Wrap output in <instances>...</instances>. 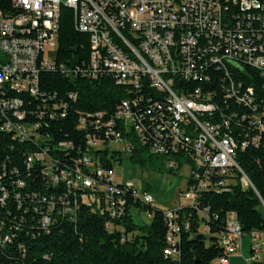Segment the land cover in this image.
Returning a JSON list of instances; mask_svg holds the SVG:
<instances>
[{"label": "built area", "instance_id": "1", "mask_svg": "<svg viewBox=\"0 0 264 264\" xmlns=\"http://www.w3.org/2000/svg\"><path fill=\"white\" fill-rule=\"evenodd\" d=\"M10 1L11 10L0 8V129L21 142L35 143L38 149L28 154V165L35 161L42 165L47 187L62 185L50 195L32 193L33 201L42 196L43 228L53 223L56 212L74 218L79 190L104 199L112 218L125 212L126 194L145 206L154 203L148 190L122 181L116 166L107 170L89 154L72 168L60 167L52 158L50 148L64 149L69 143L52 144L48 133L41 131L42 121L65 117V104H54L63 108L56 113L43 98L41 105L28 110L22 97L39 96L40 74L46 70L92 79L107 73L125 85L133 96L117 106L115 116L92 114L100 133L89 142L110 140L122 144L129 155L133 147L125 136H134L151 153L168 158L166 169L174 172L187 166V189L181 194L191 207L198 209L202 191H229L237 183L253 187L236 159L239 142L230 143L231 131L243 138L242 148L258 144L264 131V17L247 8L248 0H67L74 2V14H81V23L91 29L90 62L76 69L56 62L54 28L60 18L56 0ZM230 1L240 10L231 17ZM257 2L260 9L261 1ZM209 61H218V68H209ZM76 95L69 94L74 99ZM80 121L87 120L81 116ZM117 121L121 129L116 128ZM0 192L4 205L10 193L1 180ZM181 208L164 211L168 226L164 253L172 257L179 255ZM208 211L198 209L201 217ZM234 219L236 215L228 213L219 236L223 254L216 262L224 264L226 257L241 252L243 237L250 235L251 253L245 261L264 264L260 232L243 233L234 227ZM183 225L189 228L188 222ZM10 240L9 233L0 235L1 245Z\"/></svg>", "mask_w": 264, "mask_h": 264}, {"label": "trees", "instance_id": "2", "mask_svg": "<svg viewBox=\"0 0 264 264\" xmlns=\"http://www.w3.org/2000/svg\"><path fill=\"white\" fill-rule=\"evenodd\" d=\"M253 1H247V8L257 10L263 19L264 0H260V9L259 3L255 7ZM0 8L11 10V1L0 0ZM228 10L230 17L240 12L239 6L232 1L228 2ZM80 30L74 9L62 5L59 27L55 30L58 65L76 69L89 64L91 31ZM217 67L218 63L209 61V68ZM39 86V96L32 100L21 94L25 97V109L37 108L43 98L46 107L56 113L63 108H55L54 104H65V117H46L41 129L52 138V144L69 143L64 149L50 148L52 158L60 167H74L84 154L95 157L107 170L122 163L125 151L97 146L112 141L98 140L92 145L89 140L99 132L94 127L92 114L103 112L109 117L115 116L117 106L133 96L125 85L118 84L107 73L92 79L81 74L71 77L56 69L42 71ZM70 93H76V98H71ZM81 116L87 120L84 124H81ZM116 128H122L121 122L117 121ZM230 138L234 143L239 142L236 159L253 187L244 188L237 183L229 191H202L198 197V209H209L205 217L190 205L182 206L177 219L181 225L177 245L179 255L172 257L164 253L168 233L165 210L155 207L154 203L145 206L130 194L124 195L127 205L123 215L112 218L104 199L92 197L88 190H79L74 218L56 212L53 223L43 228L40 225L45 208L41 203L42 196L33 201L32 193L50 195L61 191L62 185L60 189L47 187L42 165L36 161L28 165V154L38 149L35 143L21 142L0 129V180L10 193L6 204H0V235L9 233L11 236L10 241L0 244V264H221L216 262L223 254L219 236L225 228L228 213L236 215L235 220L243 233H264V131L260 133L258 144L251 143L245 148L241 147L243 138L238 131H231ZM125 139L131 141L133 147L129 154L133 164L150 165L173 173L165 167L167 157L151 153L148 145L139 143L134 136L126 135ZM17 181H23L24 185H16ZM17 193L20 198H16ZM70 200L74 204L73 195ZM132 208L149 211L150 223H136ZM184 221L189 223V228L184 227Z\"/></svg>", "mask_w": 264, "mask_h": 264}, {"label": "rangeland", "instance_id": "3", "mask_svg": "<svg viewBox=\"0 0 264 264\" xmlns=\"http://www.w3.org/2000/svg\"><path fill=\"white\" fill-rule=\"evenodd\" d=\"M54 45L57 41L54 39ZM98 148L107 147L110 150L122 149L123 145L113 142L109 144L99 143ZM166 166V165H165ZM117 176L126 182H133L139 189L148 190L154 197V206L161 209H175L180 206L189 205V200L182 196L181 192L187 189L186 181L188 179V167L182 166L173 173L166 170L152 168L150 165L140 166L131 162L128 154H125L123 161L115 169ZM133 220L138 224L150 223V216L147 211H139L136 208L131 209ZM251 236L243 237V249L233 254L230 264H247L245 257L250 256ZM264 239L262 252L264 253ZM262 253L263 257L264 254ZM244 254V255H243ZM245 256V257H244Z\"/></svg>", "mask_w": 264, "mask_h": 264}, {"label": "bare ground", "instance_id": "4", "mask_svg": "<svg viewBox=\"0 0 264 264\" xmlns=\"http://www.w3.org/2000/svg\"><path fill=\"white\" fill-rule=\"evenodd\" d=\"M64 4L74 9V2H72V1H67V0H56V9H59V10H60V7H61L62 5H64ZM253 5H254L255 7H258V2H257L256 0H254V1H253ZM76 22H77V27H78L79 29H81L82 31H91V29L88 28V24H83V23H81V14H76ZM56 28H57V27L54 28V39H55V30H56ZM214 62H215V63H218V61H214ZM215 65H216V64H215ZM217 68H218V67H217ZM230 143H234V140H232L231 138H230ZM234 227H240L238 221L235 220V219H234ZM228 260H229V257H226V258L224 259V264H229Z\"/></svg>", "mask_w": 264, "mask_h": 264}, {"label": "crops", "instance_id": "5", "mask_svg": "<svg viewBox=\"0 0 264 264\" xmlns=\"http://www.w3.org/2000/svg\"><path fill=\"white\" fill-rule=\"evenodd\" d=\"M260 239L262 240V239H264V233L263 232H261L260 233ZM264 241V240H263ZM263 244V242L261 243V257H262V259H263V261H264V257H263V255H262V245ZM242 249H243V245H242ZM243 252V251H242ZM250 253H251V243H250ZM264 254V253H263ZM244 255V254H243ZM245 257V256H244ZM232 258H233V255L231 256V257H229V260H228V262H229V264L231 263V260H232ZM245 258H247V257H245Z\"/></svg>", "mask_w": 264, "mask_h": 264}]
</instances>
